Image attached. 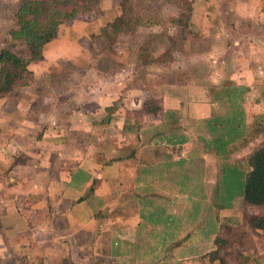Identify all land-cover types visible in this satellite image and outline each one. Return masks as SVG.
Returning <instances> with one entry per match:
<instances>
[{
	"label": "crops",
	"instance_id": "1",
	"mask_svg": "<svg viewBox=\"0 0 264 264\" xmlns=\"http://www.w3.org/2000/svg\"><path fill=\"white\" fill-rule=\"evenodd\" d=\"M192 1L199 40L174 52L188 57V63L193 60L190 69L175 64L174 56L160 82L149 71L139 81L135 66L121 61V78L111 94L100 91L103 85L89 84L58 98L49 84L60 79L42 77L43 91L26 87L0 99V264H117L119 259L118 264H176L172 253H162L158 261L167 243L184 251L177 254V264H218L210 253L220 227L211 223L205 230L200 195L205 185L187 189L183 183L190 180V163L207 156L228 159L231 147L247 134L246 116L264 114L259 102L264 0ZM228 2L234 7L231 17L245 22L247 42L235 38L226 63L227 56L220 58L228 48L220 42L219 22L225 16L220 6ZM227 34L233 37L230 29ZM52 42L37 65L43 72L57 65L47 57ZM225 67L233 71L224 75ZM191 71L197 78L182 82ZM230 83L243 87L254 104L243 103L242 109L233 97L217 93L214 99L208 91ZM153 100L160 102L161 113L141 114ZM232 100L233 108L222 107ZM239 112L241 137L227 146V153H217L215 139L222 129L214 125L217 133L213 124ZM193 204V217L174 227L178 212ZM210 238L211 248L205 250Z\"/></svg>",
	"mask_w": 264,
	"mask_h": 264
},
{
	"label": "rangeland",
	"instance_id": "2",
	"mask_svg": "<svg viewBox=\"0 0 264 264\" xmlns=\"http://www.w3.org/2000/svg\"><path fill=\"white\" fill-rule=\"evenodd\" d=\"M23 1L0 0V51L6 48L15 51L21 57L29 60L31 62L29 68L37 72L36 77L38 78L34 76L31 82L26 86L19 87L16 92L22 91L26 87H30L32 91H43L42 77L46 79L47 77L57 78L60 79L58 80L59 83L56 84L51 79L49 87H51L53 92L60 95L57 96L58 98L67 94L71 88L77 87L79 91H82V88L89 84L91 86L93 84V87L96 84H99L97 85L98 87L103 85L105 91H103V87L100 91L107 94L113 93L116 80L121 78V61H125L127 67L135 66L139 81L141 79L145 81L144 78L148 76L149 71L152 72L153 77L157 76L158 82H160L162 78H165L168 69L170 71V66L165 65L166 63L164 65H145L142 63L145 60L144 55L150 53L154 57H159L164 54L171 47L170 36L179 37L178 27L173 24L172 19L179 16L184 17L189 12L190 2H192L193 8L195 7L192 0H38L41 3L40 23L42 25L52 24L53 22L59 23L57 39L48 47V55L46 54L48 60L57 61V65L43 72L37 66L39 61H31V55L26 44L20 41L13 42L10 36V31L17 29L16 14ZM222 5L220 6V12L221 14L224 12L225 16L219 22L221 25L219 32H222L220 42H224V46L228 48V51L225 54L221 53L220 58L227 56L226 59H222L223 62L227 61L226 63H229L231 55L229 51L232 49L233 41L236 38L241 43L247 42V38L244 35V31L247 28L244 21H238L231 17L229 11L230 8H234L233 5L229 6V2L226 5ZM195 19L197 23H201L200 15L196 16ZM255 23L259 25H255ZM261 23V20H259L253 24L257 27ZM229 29L233 37L228 36L227 32H229ZM196 44L204 46L202 41ZM144 47H146V53L143 52ZM174 54L170 53L169 61L174 59L175 56V64L180 63L187 70L191 68L189 63L191 64L193 60H189L188 63V57L184 58L181 54ZM207 59H210V56H207ZM229 71H233V68L225 67L223 74L225 75L226 72L228 74ZM175 78L181 79L180 76L172 77L173 80ZM190 78H197V75L191 71L187 79H182V82H186V80L190 82ZM81 86L82 88L80 89ZM138 86L140 85L137 83L134 87ZM141 86L145 87L144 84ZM221 88V90L210 88L208 91L214 99L217 93L224 95L223 97L226 98L233 97L234 101L241 105L242 109L243 103L251 105L255 102V98L251 100L241 86H231L230 83V85L225 84ZM145 92L149 93L148 90ZM96 94L97 92H95ZM259 102L264 105V93L259 96ZM234 105L232 100L224 102L222 107L226 109L228 106L229 110V107L233 108ZM226 117H231L232 119V115ZM250 119L246 116V125L249 126L247 134L238 144L231 147L232 152L229 158L225 160L219 155L214 157L207 156L204 160L200 159L190 163L188 169L190 180L187 183L184 181L183 187L197 189L200 185H205L200 192V195L204 194L202 198H204L203 216L204 223H206L205 230H210L209 225L211 223L220 227V231L227 226L233 227L235 235H231L233 240L230 248L233 251L235 250V252L243 253L247 259V264H264V232H249L245 228L247 217L264 215V208L247 206L243 203L242 198L239 197L235 199L232 209L220 210L219 205L222 202V198H220L217 190V180L222 167L228 168L232 165H237V167L248 172L246 163L248 155L254 149L264 145V114H250ZM230 122L228 121L226 124L228 125ZM199 198L201 197H195V199ZM174 199L176 198L174 197ZM179 204H182L181 201ZM194 207L195 205L193 204L187 206L184 211L178 212L177 216H175V223H173L174 227L180 229V223L192 218ZM241 227H243L244 232L245 229L247 231L245 233L246 236L242 240L241 236L236 235L238 228L237 231L239 232L237 234L242 235ZM213 232L214 230L210 233L213 234ZM219 234L222 235L223 232ZM225 235L230 237L227 231H224ZM211 238L209 242L207 241L205 250L211 248ZM172 246L173 244L169 243L162 245V251H158V261L162 258V253H172L174 255L173 260L177 264L176 258L178 255L180 256L179 252L184 251L181 247L177 249L172 248ZM158 247L160 248V245ZM238 259L242 261L243 256L242 258L238 257ZM233 260V263H236V260ZM205 262H208L207 258H205ZM108 263L114 264L113 261H108ZM116 263H121V259Z\"/></svg>",
	"mask_w": 264,
	"mask_h": 264
},
{
	"label": "trees",
	"instance_id": "3",
	"mask_svg": "<svg viewBox=\"0 0 264 264\" xmlns=\"http://www.w3.org/2000/svg\"><path fill=\"white\" fill-rule=\"evenodd\" d=\"M189 12L184 17H174L172 22L178 27L179 37L170 36L171 47L159 57H154L150 53H146V47L143 48L145 60L143 64H165L168 62L170 53L181 50L186 42H194L199 40V34L196 26L193 24L194 8L190 2ZM41 3L38 0H24L20 5L17 14V29L10 31L13 42L20 41L26 44L31 55V61H41L43 59V51L46 45L55 40L58 36L59 23L42 25L40 23ZM181 15V14H180ZM169 51H171L169 53ZM143 54V53H142ZM166 54V55H165ZM30 61L18 55L11 49H2L0 51V99H4L14 94L19 87L26 86L32 79L34 74L30 70ZM162 106L158 101H147L141 114L147 116H157L161 113ZM239 111V110H237ZM239 115V116H238ZM242 112L235 114L230 118H221L213 124V130L218 133V127L221 126L222 132L217 135L214 147L217 153H227V146L241 137V124L243 119L240 118ZM231 119V120H230ZM228 121H231L228 125ZM221 122V123H220ZM216 127V128H215ZM248 172L239 167H223L217 190L220 198H222L221 207L231 208L236 198H242L245 205L250 207L264 208V145L254 149L247 157ZM221 201V199H220ZM245 228L250 232H264V215H252L247 217ZM239 229V228H238ZM237 229V230H238ZM241 227V240L246 236ZM224 231L229 233L230 237L224 236ZM222 235H218L215 239V250L210 253V258L218 264H247V259L243 253L233 251L230 247L232 243L231 235H235L234 228L227 226L222 228ZM241 242V241H240ZM242 261L238 259L241 257ZM233 259L236 263H233Z\"/></svg>",
	"mask_w": 264,
	"mask_h": 264
}]
</instances>
